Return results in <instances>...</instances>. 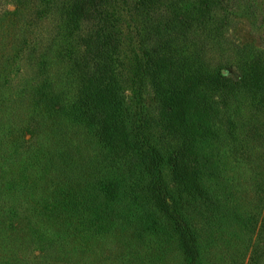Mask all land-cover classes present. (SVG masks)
<instances>
[{"label": "trees", "instance_id": "16d2710c", "mask_svg": "<svg viewBox=\"0 0 264 264\" xmlns=\"http://www.w3.org/2000/svg\"><path fill=\"white\" fill-rule=\"evenodd\" d=\"M28 1L14 0L10 13L22 25ZM30 1L42 12L55 0ZM122 1L59 0L74 20L75 36L57 48L54 39L46 44L39 60L45 73L35 76L27 97L37 120L49 121L54 134L58 123V131L87 144L97 139L99 149L88 163H74L73 147H45L33 129L34 154L28 151L11 168L13 178L0 184V195L21 196L12 204L0 197V262L12 264L4 255L14 257L28 244L46 256L39 264H67L85 251L101 254L124 231L143 234L138 246L158 257L164 248L154 237L164 228L183 264H202L217 229L232 233L233 264H253L264 242V50L239 48L245 53L232 78L186 45L187 24L155 21L156 0H126L127 10ZM128 19L133 36L124 39L119 24ZM21 37L25 42L27 33ZM124 41L140 54L123 56ZM56 69L65 79L54 75ZM123 70L132 109L120 98ZM143 87L152 89L153 106L139 99ZM231 171V183L213 185ZM164 178L176 201L163 192L170 191ZM242 182L254 189V199ZM235 193H244L237 204ZM247 201L259 203L250 208ZM128 254L134 257L122 255L118 263L137 256Z\"/></svg>", "mask_w": 264, "mask_h": 264}, {"label": "rangeland", "instance_id": "374dc122", "mask_svg": "<svg viewBox=\"0 0 264 264\" xmlns=\"http://www.w3.org/2000/svg\"><path fill=\"white\" fill-rule=\"evenodd\" d=\"M122 2V8L127 10L129 1L123 0ZM33 5L29 0L28 8L23 9L25 20L22 25L10 14L16 9L14 0H0V184L3 185L7 181V177L13 178L11 168L15 166L14 164L19 163L28 151L34 154L35 145L33 144L36 137L32 135V132L36 126L40 135L39 138L43 140L45 147H48L49 144L60 146L69 144V147L74 148L71 162L74 159V163H80L78 160L83 159L82 162L88 163V157L95 155L99 149L97 139L94 141L92 138V142L87 144L82 136L76 138L73 134L58 131V123L53 124L54 134L51 131V125L48 124L49 121L37 120L38 116L33 114L34 110H31L30 100L27 97V93L30 91L28 88L30 83H35V76L42 72L39 60L46 44L54 39V48L63 46L73 40L76 32V29L72 31L75 27L74 20L68 13L61 10L59 0L51 2L47 10L44 9L42 12H39ZM154 7L155 11L158 12L155 15V21L162 20V24H173V26L178 21L187 24V28H184L186 45L190 44L191 48L199 52L204 61L222 67V73L232 78H238L236 60L245 53L244 51L241 53L239 48L253 44L255 47L264 50V0H156ZM124 14L128 16L126 12ZM133 22L128 19L119 24L124 39L133 36ZM79 32L82 30L80 29ZM22 33H27L25 42L21 41ZM124 43L122 47L123 56L131 58L136 53L140 54L135 43L134 48L130 47L127 41ZM60 68L62 69L64 66L62 65ZM122 73L121 78L119 77L122 87L120 98L122 97L124 106L132 109L135 107L134 94H132L129 84L125 82L124 70ZM64 74L66 73L56 69L54 75H58L57 78L63 80L65 79ZM151 90V88L146 87L139 99L147 105L153 106ZM200 110L206 115V110ZM192 119L197 125L196 116H193ZM197 127L199 129L200 126ZM39 148L42 149L40 144ZM41 152L39 151L38 155L41 156ZM43 154L46 155L47 152ZM230 167H227L228 171L225 170L226 176ZM228 176L226 181L225 176L223 179H214L213 185L217 184L220 187L226 182L231 183L233 171ZM164 179L167 180L170 191L163 192H170L169 200L176 201L178 194L175 193V188L169 183L171 181L168 178ZM242 184L247 188L249 196L254 199V189L246 187L248 183L242 182ZM12 193L10 192V197L9 192H4L0 197L12 204L21 198L15 192ZM243 196L244 193L233 195L236 204ZM258 203V201L251 203L247 201L246 205L252 208ZM199 221L197 219V222ZM165 224L168 223L165 221ZM214 232V243L206 245L202 264H233L232 258H236L235 253L237 251L235 250L236 247L228 244V239L232 233H226L225 230L220 229ZM156 235L157 237H154L155 235L152 237L164 248L163 254L158 257L154 255V252H149L147 255V250L142 244L138 246L137 241L141 242L142 239H145L143 234L139 236L137 233L124 231L119 238L120 241L111 244L112 247L107 244L101 254L98 251L89 254L88 251H85L77 257L73 255L74 259L67 264H119L118 260L122 255L130 258V260L134 257L128 252L137 253L136 258L128 264H183L182 254L177 245L168 239L167 231L162 228L158 230ZM20 237L25 238L26 235L21 232ZM112 239L106 241L111 242ZM261 243V249H258L257 255L252 258L253 264H264V242L261 240ZM37 254L38 250L27 244L19 248L14 257L13 254H6L4 257H12L10 259L12 264H39L46 256L44 254L37 256ZM249 255L252 257L250 251L247 252L246 260ZM153 258L156 262L153 261ZM8 262L7 260L3 261L4 264Z\"/></svg>", "mask_w": 264, "mask_h": 264}]
</instances>
